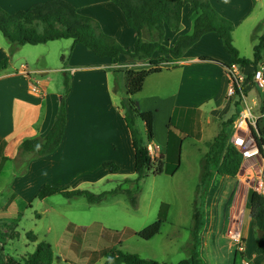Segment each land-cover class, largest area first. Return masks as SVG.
<instances>
[{
  "label": "crops",
  "instance_id": "crops-1",
  "mask_svg": "<svg viewBox=\"0 0 264 264\" xmlns=\"http://www.w3.org/2000/svg\"><path fill=\"white\" fill-rule=\"evenodd\" d=\"M48 1L51 0H0V8L14 14ZM63 1L70 3L80 15L96 21L101 32L124 49H133L136 34L111 0ZM207 1L233 24L232 44L239 57L252 60L253 49L264 33V0ZM188 11V6L182 10L177 34L165 31L166 48H171L179 36L192 34L196 15L189 16ZM7 44L0 41V62L8 59L6 68L0 69V170L6 160L15 162L24 154L21 146L25 141L43 138L52 128L64 88L49 74L60 73L63 79L65 73L68 79L61 142L52 154L37 157L25 153L18 159L23 170L13 179V192L29 191L36 197L44 185L86 189L110 177L135 176L134 151L120 103L126 96L125 72L151 69L148 60H130L124 56L118 60L98 58L72 42L68 57L61 59L62 68L39 67L34 62L39 57L31 61L21 57L26 64L16 67L11 56L24 46L10 53L11 45ZM203 57L211 60H201ZM232 65L222 39L216 33H208L181 58L160 62L159 72L145 80L136 96L141 116L136 127L151 158L164 157L165 173L176 165L178 156L180 165L175 175L182 169L184 157L198 160L207 154L222 123L235 113L229 116L230 104L226 98L227 69ZM243 72L248 75L252 68H244ZM253 93L259 95L252 97V103L255 112L263 114L264 125L261 110L264 91L257 89ZM105 163H113L118 171H107L103 168ZM243 167L236 177H208L213 192L202 195L210 216V228L206 231L221 232L230 240L233 264L237 255L241 257L239 264H264V255L255 252L257 235L255 221L246 206L249 188Z\"/></svg>",
  "mask_w": 264,
  "mask_h": 264
},
{
  "label": "rangeland",
  "instance_id": "rangeland-1",
  "mask_svg": "<svg viewBox=\"0 0 264 264\" xmlns=\"http://www.w3.org/2000/svg\"><path fill=\"white\" fill-rule=\"evenodd\" d=\"M158 36L154 30L146 31L144 40L158 41L164 46L165 33L161 39ZM0 41L7 44L1 33ZM71 45V40L26 45L13 53L11 59L16 67L21 63L26 64L20 60L21 57L30 61L39 57V60L34 61L39 67L62 68L61 59L63 56L68 57ZM170 59L166 54L155 52L147 60L160 63ZM49 75L57 80L58 85L63 86L60 73ZM253 90L257 91L256 88ZM253 92L250 98L258 95ZM261 98L264 99V95ZM233 113L236 115V108L230 104L229 116ZM24 155L17 157L15 162L6 160L0 170V247L5 256L19 264H26L39 242L51 246L53 264H105L106 259L102 253L110 247L124 253L137 254L144 259L177 264L189 258L194 236L203 264H233L230 240L221 232L206 231L210 228V216L207 201L202 195L213 192V184L207 182L209 178L202 182L200 177L205 155L198 160L184 157L183 167L175 176L169 174L171 170L161 175L150 174L136 184L135 176L120 175L97 184L85 185L86 189H75L100 195L121 187L134 194L135 206L130 204L124 193L109 195L94 205L81 197L66 199L61 195H53L39 200L29 191L15 194L12 183L23 170L18 159L21 160ZM213 175L217 174L212 172L210 177ZM196 214L201 221L197 226ZM159 219L164 223L160 233L151 240L144 241L135 235ZM69 225L73 229H69ZM31 236L36 238L35 242L31 241ZM240 259V255H237L236 264H239Z\"/></svg>",
  "mask_w": 264,
  "mask_h": 264
},
{
  "label": "trees",
  "instance_id": "trees-1",
  "mask_svg": "<svg viewBox=\"0 0 264 264\" xmlns=\"http://www.w3.org/2000/svg\"><path fill=\"white\" fill-rule=\"evenodd\" d=\"M111 2L122 12L127 25L136 34L137 38L132 50L124 49L115 39L102 33L96 21L80 15L70 3L63 0H51L36 4L14 14H9L0 8V33L11 45V53L25 45L35 46L52 41L71 40L73 44L85 47L96 57L109 58L110 60H118L120 56L130 60H147L151 59L155 52L166 54L176 60L181 58L184 52L197 43L203 35L216 33L222 39L224 49L229 54L232 64L252 69L264 66V33L259 37L258 43L253 49L252 60L240 58L232 44L233 24L222 18L207 0H111ZM185 6L189 7V16L196 15L191 35L179 36L171 48L162 46L158 41L147 42L144 40L145 32L150 30L156 31L159 34V39L162 38L165 31L177 34L180 29L182 10ZM201 60L211 59L203 57ZM149 63L153 67L159 64L158 61L151 60ZM7 65L8 59H4L0 62V69L6 68ZM158 72L157 67L125 72L126 96L122 99L120 107L124 113V121L130 133L134 151V182L136 184L145 180L150 174L161 175L165 172L164 157L151 158L136 127V122L141 118L136 96L141 92L145 80ZM63 88V98L60 101L59 111L52 128L43 138L25 141L21 146V152L43 157L52 154L59 146L66 123L64 96L68 93V79L65 73H63ZM261 110L264 111V102ZM231 117L222 123L221 131L202 160V182L210 177L212 172L227 177H236L239 173L242 157L231 143V126L236 115ZM253 135L259 152L263 155L264 125L262 117L256 122V132ZM147 140L150 141L151 137L148 136ZM179 162L178 156L177 163L171 169L170 175L175 174ZM103 167L111 173L118 171V167L113 163H105ZM125 182L129 181L125 180ZM118 193L126 194L130 204L136 205L134 194L120 187L108 193L94 195L88 191L44 185L40 188L37 198L43 200L53 195H61L66 199L81 197L89 204L94 205L101 203L107 196ZM246 206L250 218L255 221L256 231L262 232V236L256 238L255 252L258 255H264V198L249 190ZM163 223L164 221L159 219L135 235L144 241H149L160 233ZM199 224V216L196 214L195 226ZM68 228L73 229V226L69 225ZM30 238L32 242L36 241L34 236ZM193 241L194 246L191 248L189 258L177 264H203L197 250L198 244L195 236ZM102 254L106 259L105 264H166L141 258L137 254L124 253L115 247L108 248ZM0 264L19 263L11 257L5 256L0 247ZM26 264H53L51 246L46 242H39Z\"/></svg>",
  "mask_w": 264,
  "mask_h": 264
},
{
  "label": "built area",
  "instance_id": "built-area-1",
  "mask_svg": "<svg viewBox=\"0 0 264 264\" xmlns=\"http://www.w3.org/2000/svg\"><path fill=\"white\" fill-rule=\"evenodd\" d=\"M243 69L235 64L227 69L229 88L226 98L237 112L232 124L231 143L242 157L241 166H244L247 173L249 190L264 198V159L253 135L256 122L263 114L255 112V105L249 97L254 88L264 91V66L252 69L248 75Z\"/></svg>",
  "mask_w": 264,
  "mask_h": 264
},
{
  "label": "water",
  "instance_id": "water-1",
  "mask_svg": "<svg viewBox=\"0 0 264 264\" xmlns=\"http://www.w3.org/2000/svg\"><path fill=\"white\" fill-rule=\"evenodd\" d=\"M257 237L260 238L262 236V232L260 230L256 231Z\"/></svg>",
  "mask_w": 264,
  "mask_h": 264
}]
</instances>
